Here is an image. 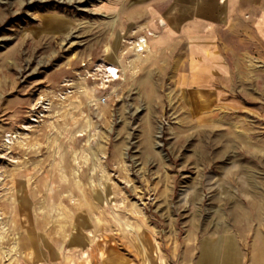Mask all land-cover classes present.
<instances>
[{
    "label": "rangeland",
    "instance_id": "rangeland-1",
    "mask_svg": "<svg viewBox=\"0 0 264 264\" xmlns=\"http://www.w3.org/2000/svg\"><path fill=\"white\" fill-rule=\"evenodd\" d=\"M138 1L0 0V264L18 202L147 217L171 260L264 264V59L174 89L175 59L136 50Z\"/></svg>",
    "mask_w": 264,
    "mask_h": 264
},
{
    "label": "crops",
    "instance_id": "crops-1",
    "mask_svg": "<svg viewBox=\"0 0 264 264\" xmlns=\"http://www.w3.org/2000/svg\"><path fill=\"white\" fill-rule=\"evenodd\" d=\"M124 8L146 53L175 59L167 63L174 89H233L237 59H264V0H139ZM113 216L83 209L67 220L18 202L10 209V264H218L210 254L171 260L147 217Z\"/></svg>",
    "mask_w": 264,
    "mask_h": 264
},
{
    "label": "bare ground",
    "instance_id": "bare-ground-1",
    "mask_svg": "<svg viewBox=\"0 0 264 264\" xmlns=\"http://www.w3.org/2000/svg\"><path fill=\"white\" fill-rule=\"evenodd\" d=\"M139 45H144V43H143V40H139V43L138 44H136L135 46H136V50H139V48H138V46ZM143 47V46H142ZM113 65H109L107 68H106V70H107V72H108V76L112 79V78H117L118 77V69H117V67H115V66H113Z\"/></svg>",
    "mask_w": 264,
    "mask_h": 264
},
{
    "label": "built area",
    "instance_id": "built-area-1",
    "mask_svg": "<svg viewBox=\"0 0 264 264\" xmlns=\"http://www.w3.org/2000/svg\"><path fill=\"white\" fill-rule=\"evenodd\" d=\"M113 67V66H112ZM102 100H104V97L102 98Z\"/></svg>",
    "mask_w": 264,
    "mask_h": 264
}]
</instances>
